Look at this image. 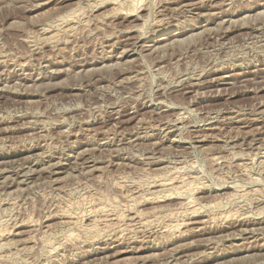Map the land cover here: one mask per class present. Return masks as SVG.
<instances>
[{"label":"rangeland","instance_id":"1","mask_svg":"<svg viewBox=\"0 0 264 264\" xmlns=\"http://www.w3.org/2000/svg\"><path fill=\"white\" fill-rule=\"evenodd\" d=\"M140 1L0 0V264H264V0Z\"/></svg>","mask_w":264,"mask_h":264},{"label":"bare ground","instance_id":"2","mask_svg":"<svg viewBox=\"0 0 264 264\" xmlns=\"http://www.w3.org/2000/svg\"><path fill=\"white\" fill-rule=\"evenodd\" d=\"M134 1H135V2H137V1L141 2L140 0H132L133 3H134ZM113 2H114V1H113ZM130 2H131V1H130ZM194 4H195V3H194ZM134 5H135V4H134ZM124 7H125V6H124ZM130 7H131V4H130ZM133 7H134V6H133ZM136 9H137V8H136ZM117 11H118V10H117ZM136 11H137V10H136ZM172 12H173V11H172ZM131 14H132V12H131ZM200 14H201V13H200ZM126 16H128V15H126ZM126 16H125V17H126ZM129 16H131V15H129ZM260 16H261V15H260ZM204 18H205V17H204ZM144 22H145V21H144ZM58 29H59V28H58ZM72 29H73V28H72ZM62 30H63V29H62ZM65 31H66V30H65ZM45 34H46V33H45ZM51 34H52V33H51ZM52 35H53V34H52ZM52 35H51V36H52ZM177 36H178V35H177ZM130 38H131V37H130ZM162 39H163V38H162ZM44 41H45V40H44ZM159 41H160V40H159ZM164 41H166V40H164ZM178 41H180V40H178ZM181 41H182V40H181ZM181 41H180V42H181ZM49 42H50V41H49ZM120 64H121V63H120ZM18 66H19V65H18ZM113 66H114V65H113ZM112 69H113V68H112ZM98 81H99V80H98ZM246 113H247V112H246ZM256 120H257V119H256ZM177 121H178V120H177ZM179 122H180V121H179ZM155 128H156V127H155ZM258 128H259V127H258ZM13 129H14V128H13ZM177 129H178V128H177ZM236 129H237V128H236ZM255 140H256V139H255ZM232 148H233V147H232ZM263 155H264V154H263ZM247 156H248V155H247ZM209 158H210V157H209ZM251 159H252V158H251ZM143 165H144V164H143ZM165 166H166V165H165ZM16 167H17V166H16ZM166 167H167V166H166ZM147 168H148V167H147ZM27 169H28V168H27ZM92 169H93V168H92ZM85 174H86V173H85ZM156 178H157V177H156ZM156 178H154V179H156ZM193 178H194V177H193ZM200 178H201V177H200ZM189 180H190V179H189ZM56 182H57V181H56ZM165 183H166V182H165ZM169 183H171V182H169ZM188 183H189V182H188ZM161 184H164V182L162 181ZM181 184H182V183H181ZM181 184H180V185H181ZM193 184H194V183H193ZM150 185H151V184H150ZM158 185H159V184H158ZM173 185L175 186V184H172V187H173ZM185 185H186V184H185ZM188 185L190 186V184H188ZM145 186H146V185H145ZM159 186H160V185H159ZM164 186H165V185H164ZM169 186H170V185H169ZM181 186H182V185H181ZM189 186H188V187H189ZM165 187H166V186H165ZM170 187H171V186H170ZM172 187H171V188H172ZM176 187H177V185L175 186V189H176ZM192 187H194V186H192ZM161 188H163V185H162ZM166 188H167V187H166ZM178 188H180V187H178ZM178 188H177V189H178ZM182 188H183V187H182ZM189 188H190V187H189ZM189 188H187V190H188ZM136 189H137V188H136ZM159 189H160V188H159ZM164 189H165V188H164ZM175 189H174V190H175ZM184 189H185V187H184ZM192 189H193V188H192ZM162 190H163V189H162ZM171 190H172V189H171ZM174 190H173V191H174ZM179 191H181V190H179ZM137 193H138V192H137ZM164 193H165V192H164ZM165 194H166V193H165ZM190 194H191V193H190ZM255 194H256V193H255ZM159 197H161V196H159ZM163 197H164V196H163ZM145 198H146V197H145ZM164 198H166V197H164ZM228 198H229V197H228ZM249 198H250V197H249ZM247 199H248V198H247ZM160 200H161V199H160ZM215 203H216V202H215ZM206 204H207V203H206ZM76 209H77V208H76ZM186 209H187V208H186ZM224 209H225V208H224ZM236 209H237V208H236ZM64 210H65V209H64ZM87 210H88V209H87ZM192 210H193V208H192ZM195 210H197V209H195ZM199 210H200V209H199ZM212 210H213V209H212ZM83 211H84V210H83ZM172 211H173V210H172ZM188 211L190 212V210H188ZM197 211H198V210H197ZM186 212H187V211H186ZM189 212H188L187 214L190 216L191 213H189ZM192 212H194V211H192ZM62 213H63V212H62ZM67 213H68V212H67ZM148 213H149V212H148ZM103 214H104V213H103ZM142 215H143V214H142ZM193 215H195V213H193L191 216H193ZM197 215H198V214H197ZM214 215H215V214H214ZM226 215H227V214H226ZM226 215H225V216H226ZM65 216H66V215H65ZM133 216H134V215H133ZM189 216H188V218H190ZM218 216H219V215H218ZM221 216H222V215H220V217H221ZM227 216H228V215H227ZM227 216H226V217H227ZM99 217H100V216H99ZM186 217H187V215H186ZM200 217H201V216H200ZM188 218H187V219H188ZM222 218H223V217H222ZM227 218H228V217H227ZM250 218H251V217H250ZM67 219H68V218H67ZM74 219H75V218H74ZM209 219H210V218H209ZM223 219H226V218L224 217ZM223 219H222V220H223ZM81 220H82V219H81ZM102 220H103V219H102ZM181 220H182V219H181ZM207 220H208V219H207ZM212 220H213V219H212ZM214 220H215V219H214ZM214 220H213V221H214ZM217 220H218V219H217ZM220 220H221V218H220ZM226 220H227V219H226ZM97 221H98V220H97ZM199 221H200V220H199ZM19 222H20V221H19ZM68 222H69V221H68ZM68 222H67V223H68ZM194 222H195V221H194ZM201 222H202V221H201ZM70 223H71V222H70ZM32 224H33V223H32ZM183 224H184V223H183ZM183 224H182V225H183ZM189 224H190V223H189ZM73 225H74V224H73ZM142 225H143V224H142ZM124 226H125V225H124ZM211 226H212V225H211ZM245 226H247V223H246ZM125 227H126V226H125ZM133 227H134V226H133ZM133 227H132V228H133ZM179 227H180V226H179ZM168 228H169V227H168ZM261 228H262V227H261ZM40 229H41V228H40ZM146 229H147V228H146ZM251 229H252V228H251ZM36 230H37V229H36ZM244 230H245V229H244ZM44 231H45V230H44ZM254 231H255V230H254ZM239 232H240V231H239ZM0 234H1V233H0ZM239 234H240V233H239ZM224 236H225V235H224ZM232 236H233V235H232ZM247 236H248V235H247ZM40 238H41V237H40ZM260 238H261V237H260ZM51 241H52V240H51ZM111 241H112V240H111ZM210 241H211V240H210ZM142 242H143V241H142ZM121 243H122V242H121ZM0 244H1V243H0ZM33 244H34V243H33ZM49 244H50V243H49ZM47 245H48V244H47ZM30 246H31V245H30ZM8 248H9V247H8ZM22 248H23V247H22ZM6 249H7V248H6ZM54 250H55V249H54ZM163 253H164V252H163ZM169 254H170V253H169ZM15 255H16V254H15ZM150 255H151V254H150ZM204 255H205V254H204ZM208 255H209V254H208ZM163 256H164V255H163ZM154 257H155V256H154ZM148 260H149V259H148ZM7 261H8V260H7ZM189 262H190V261H189Z\"/></svg>","mask_w":264,"mask_h":264}]
</instances>
